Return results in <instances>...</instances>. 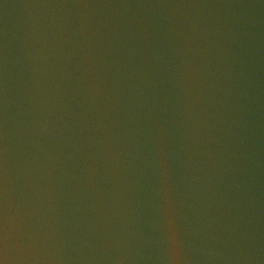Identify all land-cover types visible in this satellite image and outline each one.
I'll list each match as a JSON object with an SVG mask.
<instances>
[{"label": "water", "instance_id": "1", "mask_svg": "<svg viewBox=\"0 0 264 264\" xmlns=\"http://www.w3.org/2000/svg\"><path fill=\"white\" fill-rule=\"evenodd\" d=\"M0 264H264L182 0H0Z\"/></svg>", "mask_w": 264, "mask_h": 264}]
</instances>
